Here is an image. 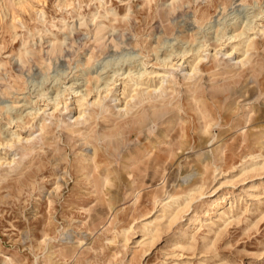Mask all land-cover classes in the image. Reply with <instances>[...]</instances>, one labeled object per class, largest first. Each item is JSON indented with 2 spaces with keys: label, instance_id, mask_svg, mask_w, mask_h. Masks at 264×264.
Listing matches in <instances>:
<instances>
[{
  "label": "rangeland",
  "instance_id": "rangeland-1",
  "mask_svg": "<svg viewBox=\"0 0 264 264\" xmlns=\"http://www.w3.org/2000/svg\"><path fill=\"white\" fill-rule=\"evenodd\" d=\"M234 1L177 0L173 9L170 0H107L110 12L101 16L104 10L94 0H0V63H5L0 66V100L18 97L43 105L39 89L51 95L55 88L51 78L42 80L45 73H80L81 66L121 50L139 48L156 62L154 49L162 47L164 38L178 33L182 44L195 43L196 14L201 18L205 12L207 18L221 6L232 9ZM39 9L45 10L44 22ZM95 12L98 21L114 27L103 39L94 34ZM68 24L72 32L64 28ZM46 28L53 33L46 34ZM112 32L117 46L107 38ZM48 36L66 37L62 52L47 51ZM25 47L33 53L23 54ZM201 67L194 86L179 75L163 98L134 108L129 116L92 117L75 132L62 127L67 120L54 123L15 169L2 166L0 262L264 264V166L242 170L248 153L264 152V38L250 65L235 74L211 62ZM201 111L206 115L201 117ZM7 119L6 112L0 113V121ZM25 120L34 122L30 115ZM206 122H211L208 132L203 131ZM222 181L214 195L226 192L237 198L230 217L220 219L213 209L207 221L199 214L202 223L192 225L186 236L189 220L181 217L167 225L164 218L151 242L137 243L143 218L156 215L150 216L157 199L196 184L213 192ZM202 202L197 194L184 216ZM133 223L127 243L116 231Z\"/></svg>",
  "mask_w": 264,
  "mask_h": 264
},
{
  "label": "bare ground",
  "instance_id": "bare-ground-1",
  "mask_svg": "<svg viewBox=\"0 0 264 264\" xmlns=\"http://www.w3.org/2000/svg\"><path fill=\"white\" fill-rule=\"evenodd\" d=\"M94 1L97 8L101 7L104 10L99 15L106 16L110 12V9L104 6L107 0ZM176 1L170 0L169 7L175 9ZM249 1L236 0L230 10L221 6L223 10L220 8L217 14L207 18L205 12L202 13L201 18L196 14L195 20L198 24L196 42L190 43L185 40L182 44V34L178 33L172 38L173 40L164 38L160 42L162 47L159 48L158 45L154 49L156 62L147 59L139 48L121 50L114 54L109 53L111 55L99 59L94 64L81 66L78 69L80 73L74 71L70 75L65 69H59L51 76L50 73H45L42 80L45 82L51 78L53 82L51 87L55 88L51 95H48L49 91H45L44 87L39 89L37 94L46 100L44 106L29 104L34 100L18 97L1 99L0 113L6 112L8 119L6 122L0 121V171L2 166L7 167L8 170L15 169L27 155V148L31 147L30 149L33 150V145L44 139L54 123L62 125V122L67 120L66 125L62 127L67 132H75L81 129L78 127L79 124L87 123L92 117L117 120L129 116L134 108L163 98L167 90L179 82V75L183 76L189 86L190 84L194 86L196 74L202 72L201 66L206 62L207 64L211 62L218 69L222 68L229 74L237 73L240 68L245 69L251 63L253 50L257 48L259 38H264V3L260 4L259 0ZM18 4L21 5V1ZM68 4L65 2V5ZM130 8L131 6H128L124 19L128 17ZM111 10L118 18L116 9L111 8ZM37 12L44 22L45 10L39 9ZM98 13H93L91 21L95 26V36L103 39L114 27L103 20L98 21L96 17ZM14 17L15 15L12 18ZM84 23L85 20L80 21V24ZM12 26L15 24L13 23ZM64 28L73 31L69 24ZM50 32L52 31L46 28V34ZM107 38L111 39L114 45H118L113 32ZM211 40L216 41V45L212 46ZM47 41L49 53L62 52L66 37L60 39L56 36H48ZM185 42L189 45L184 46ZM179 43L182 45H178ZM25 53L32 54L33 51L25 47L23 54ZM4 64L2 62L0 66ZM31 82L33 85H39L37 81ZM21 101L24 103L21 104ZM57 112L64 114L61 117V113L57 115ZM26 115L34 118V122L30 124V120L26 121ZM205 115L206 113L201 111V117ZM54 118L56 122L53 121ZM28 123L29 128L25 130L24 126ZM210 125L211 122H206L203 131L208 132ZM34 126L37 129L31 130ZM23 129L25 134L22 133ZM246 156L248 158L243 161L242 170H254L264 166V152H250ZM192 175L187 176L186 181ZM222 184L223 181L213 192L204 191V184H196L185 193L168 192L164 197L157 199L156 207L150 216L156 215L154 218H143L145 220L141 225V239L137 243L143 245L151 242L164 218L167 220V225H171L181 217L186 221L189 220L183 228V236H186L190 233L192 225L198 227L203 218L206 221L209 219L213 213L212 209L220 219L230 217L237 198L232 200L233 195L226 192L214 195L222 189ZM252 186L259 185L249 184V188ZM197 194L203 202L197 209L189 211L187 213L189 216L185 217ZM226 202L230 203L229 209L225 208ZM199 214L203 215L202 219L199 218ZM215 223L212 221L210 224L214 226ZM133 226L134 223L123 226L116 231L117 235L122 236L128 243V232ZM0 264H9V262L1 261Z\"/></svg>",
  "mask_w": 264,
  "mask_h": 264
}]
</instances>
